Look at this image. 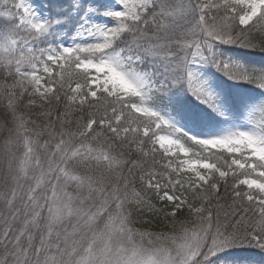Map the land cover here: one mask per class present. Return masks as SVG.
I'll return each instance as SVG.
<instances>
[{"label": "snow or ice", "instance_id": "obj_1", "mask_svg": "<svg viewBox=\"0 0 264 264\" xmlns=\"http://www.w3.org/2000/svg\"><path fill=\"white\" fill-rule=\"evenodd\" d=\"M261 33L264 0H0V264H264V61L226 55Z\"/></svg>", "mask_w": 264, "mask_h": 264}, {"label": "trees", "instance_id": "obj_2", "mask_svg": "<svg viewBox=\"0 0 264 264\" xmlns=\"http://www.w3.org/2000/svg\"><path fill=\"white\" fill-rule=\"evenodd\" d=\"M260 39H264V33L258 34L257 35V41ZM226 55L231 56L232 59L234 60H239L241 62H260L264 61V53L258 52V51H250L248 49H240V48H232ZM246 85V84H245ZM74 86V85H73ZM246 89H251L252 85H246ZM147 218V217H145ZM156 231H159V229H153ZM235 250L239 251L240 249H234L232 252ZM228 253H225L222 257L224 260L226 257H230L227 255Z\"/></svg>", "mask_w": 264, "mask_h": 264}, {"label": "rangeland", "instance_id": "obj_3", "mask_svg": "<svg viewBox=\"0 0 264 264\" xmlns=\"http://www.w3.org/2000/svg\"><path fill=\"white\" fill-rule=\"evenodd\" d=\"M209 71L211 72V74L214 77V81H215L216 86L219 87L220 89H223V90L229 92L230 90L227 88L228 83H224V81L222 80V78H225L226 76H224L222 73L216 72L215 69H210ZM235 88H236V85H232V90H235ZM192 102L195 103L193 98H192ZM257 119H259V117H257ZM247 250H249V249H247ZM247 250H241V251H247ZM250 250H255V249H250ZM243 253H246V252H243ZM236 262H237V264H246V260L236 261ZM224 264H232V261L228 262L225 260Z\"/></svg>", "mask_w": 264, "mask_h": 264}]
</instances>
